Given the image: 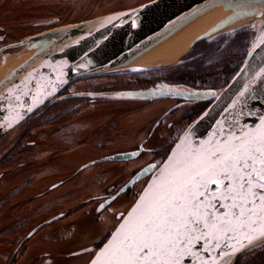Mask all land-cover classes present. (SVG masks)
I'll return each mask as SVG.
<instances>
[{"label":"rangeland","instance_id":"obj_1","mask_svg":"<svg viewBox=\"0 0 264 264\" xmlns=\"http://www.w3.org/2000/svg\"><path fill=\"white\" fill-rule=\"evenodd\" d=\"M149 1L151 0H0V46L53 28L133 8ZM257 27V22L251 21L204 40L209 42L224 37L225 41L219 50L202 61L203 65L229 55L234 59V67L239 66L249 49ZM188 61L190 59L185 60V64ZM197 64L200 65L201 61ZM113 80V78H100L91 82L84 80L80 87L96 85L107 87L115 84ZM180 83L182 82L172 83L171 87H178ZM223 84L220 75L208 78V86L215 87V92L220 91ZM112 89L115 90V87ZM99 92L98 96L102 94L112 96V92ZM105 101H102L101 105L96 104L99 107L91 108L90 114H86L84 124L88 122L87 125L90 123L92 125L87 129H85L86 125L82 127L71 147L62 141L63 137L60 135L54 136L58 142L51 139V135L54 134H52L53 129L60 125L39 126L36 121L25 126L21 125L0 138V264H88L96 250L119 223L121 212L119 210H126L133 202L132 198L126 200L125 197L129 194L124 195L125 187L136 175H130L132 169L147 160L149 155L135 162L94 165L80 170L84 162L108 155L114 150L129 148L128 146L143 139L138 136L137 141L132 143V140L134 142L137 138L134 135L135 128H132L136 127V124H131L132 122L124 116L130 113L127 106L114 110L108 106L103 107ZM137 110L132 108V111ZM66 120L61 121L66 122ZM111 126L114 128L111 129ZM25 128H30L28 136L31 135L29 139L27 136L25 141L32 140L34 136L38 139L40 136L39 145L42 146L36 151L40 154V158L33 157L24 162L19 159L24 156L18 150H11L10 147ZM90 131H94L93 136L100 138L98 143L112 147L105 149L103 146H97L94 137L80 139ZM150 143L160 145L161 139L158 141L152 139ZM6 157L18 159L12 163L2 164ZM41 158L44 159L40 160ZM48 161H52V167H48ZM21 162L23 166H19ZM144 178L142 176L139 180ZM29 179H32L31 182H28ZM125 181L126 183L120 188L121 193L117 194L113 202L106 205L101 203L95 208V205L102 201V199L94 201L98 195L107 194L112 190V186H119ZM142 185L143 183L139 184L137 188ZM35 212L41 215H36ZM57 214L62 216L32 233V228H35L36 224ZM25 217H30L32 220L23 222L22 225L27 226L25 229H18L17 225L21 224ZM29 237L31 239H28ZM49 253L51 256L47 258Z\"/></svg>","mask_w":264,"mask_h":264},{"label":"water","instance_id":"obj_2","mask_svg":"<svg viewBox=\"0 0 264 264\" xmlns=\"http://www.w3.org/2000/svg\"><path fill=\"white\" fill-rule=\"evenodd\" d=\"M257 4L264 5V0H151L133 8L43 31L0 47V54L34 51L0 80L1 138L72 82L120 71L182 25L209 10L221 8L231 12L198 35L192 41L190 50L200 41L240 27L229 29L235 23L244 21L245 25L251 21L257 22L258 27L241 65L220 91H186L171 86H157L153 90L126 95L141 98L170 96L210 100L211 103L186 127L166 158L151 172L133 205L121 217L88 264H93L98 257L103 262L101 254L105 246L112 241L114 234L128 220L137 204L141 203V198L152 191V186L158 182L161 172L170 163V158L189 147H208L209 142H223L261 127L264 121V8L254 7ZM127 156L116 154L104 157L82 168L107 161L126 160ZM145 170H140L128 185L145 176ZM214 211L219 215L225 209L217 204ZM260 245H264V240L240 249L226 258L227 264H233L237 257ZM223 250L230 251L227 248ZM212 255L218 257L219 253L214 251ZM205 258L207 253H201L200 256L185 258L183 264H193L194 261L199 264ZM221 264L225 262L221 261Z\"/></svg>","mask_w":264,"mask_h":264},{"label":"snow or ice","instance_id":"obj_3","mask_svg":"<svg viewBox=\"0 0 264 264\" xmlns=\"http://www.w3.org/2000/svg\"><path fill=\"white\" fill-rule=\"evenodd\" d=\"M217 204L222 214L214 211ZM259 240H264V121L258 130L170 158L152 191L105 246L103 262L98 257L93 264H183L201 253L207 258L199 264H227L226 258Z\"/></svg>","mask_w":264,"mask_h":264},{"label":"flooded vegetation","instance_id":"obj_4","mask_svg":"<svg viewBox=\"0 0 264 264\" xmlns=\"http://www.w3.org/2000/svg\"><path fill=\"white\" fill-rule=\"evenodd\" d=\"M224 41H225L224 37L209 42L200 41L192 47L190 52L180 62H178L177 64L171 67L150 69V70L137 71V72L122 70L101 77L100 76L93 78L90 77L91 79L86 78V79H80L74 81L71 84H69L67 87H65L54 99L46 103L44 106L38 109L34 114L26 118L23 122H21L18 126L13 128L7 134L12 132L19 126L28 125L33 121L39 123L40 124L39 126L60 125L56 127V129H53L52 134L53 133L54 134L51 135V139L56 140L58 142V139L54 138V136L59 137L60 135L61 137H63L62 141H65L66 143H68V146L71 147L75 143L74 141L76 134H77L76 137L78 138L79 133L82 131V127L86 125L85 129H87V127L89 128L92 125V123L87 125L88 122L87 123L85 122V124L83 122L85 121L86 114H90L91 108L95 106L96 108L99 107L98 105H101L100 103L103 104L102 101L104 100L109 101V103L105 101L103 107L108 106L110 109L115 110L117 108H120L121 106H127L126 108L130 110V113L125 114L124 116H126V118L129 119L128 120L129 122H132L131 124L134 125L136 124V127H132V128H135L134 135H136L137 138H135L134 142L132 140V143H135L137 141V139L139 138L138 136L143 137V139L139 142H136V144L134 145L132 144L133 146L132 145L128 146L129 148L122 150H114V152L108 155L84 162L83 164H81V168H80V170L90 168V166H87L85 168L82 167L93 161L99 160L104 157L113 156L116 154H127L128 159L107 161L104 163L94 164V165H101V164L110 165V164H116L122 162L130 163V162H135L138 159H142L143 156L149 155V158L147 160L145 161L142 160L143 161L141 162L142 164L140 163L131 171L130 175L137 174L140 170L144 168L146 169L145 171L147 172L144 176L145 177L144 179L137 180L136 182L130 185H128L130 180L127 183L125 187L126 191H124V195L129 194L126 195L125 198L126 200L132 198L133 202L126 210L124 211L119 210L121 211L119 214V220H120L121 217L125 214V212H127V210L135 202L136 198L141 192V189L148 181L151 172L155 170L161 164V162L166 158L167 154L169 153L175 142L178 140L182 132L211 103L210 100H194V99L177 98L170 96L141 98V97H130L126 95L128 93H133V92L153 90L156 89L157 86L160 87L171 86L172 83H176V82L178 83L182 82L180 83L181 84L180 86L176 87V88H181V90L215 92L216 90L215 87L208 86V78H211V76H216V75L217 76L220 75L222 77L224 84L221 89H223L228 84V82L235 74V72L238 70L241 63L239 66L234 67V59L229 55L220 57L211 63L208 64L205 63V65H203L202 61L213 55L217 50H219L221 46L224 44ZM187 59H190V61H188L185 64L184 61ZM199 61H201L200 65L197 64ZM182 66H184L183 69H180V67ZM100 78H104V79L113 78L114 79L113 82L115 84L109 85L107 87L102 85L100 86L96 85L95 87H85V86L83 88L80 87V85L84 80H89V82H91L92 80H99ZM114 87L115 90L112 89ZM99 91H101L102 93L112 92V96H105L103 94L98 96V94L100 93ZM67 95H68L67 98H63V99L60 98L62 96H67ZM118 102H122L123 104L121 105ZM132 108L138 110L132 111ZM110 109H106V110H110ZM53 110L55 112H53ZM103 117H107V116H103ZM65 119H67L66 122L61 121ZM112 121L109 122L110 124L109 123L108 124L111 125ZM30 128H25L22 131L20 137L16 139L13 142L12 146L10 147L11 150L13 151L18 150V152L24 156L23 158H19L21 159L20 161H24V160L27 161L30 160L29 158H33V157L40 158L39 156L40 154L36 153V151L39 147L42 146L39 145L41 141L40 140L41 137L38 136V139H36V137L34 136L32 140L25 141V138L29 134L28 131H30ZM112 128L114 127L111 126V129ZM93 134L94 131L87 132L86 134L82 135V138L80 139H83L84 137H87L88 139L94 137L95 142L98 143L100 138H96L95 136H93ZM30 136L31 135H29L27 138L29 139ZM152 139H154L155 141L161 139V144L160 145L151 144L150 141ZM96 145L99 147L103 146L105 149L108 147L110 148L112 147L111 145H108L107 147V145L100 142ZM43 146L47 147L46 145ZM17 159L18 158L14 160V158L12 157L11 158L6 157V160L2 161L3 162L2 164L12 163L14 161H17ZM43 159L44 158H41L40 160ZM48 162H49L48 167H52L53 165L52 161H48ZM21 165L23 166L22 162L20 163L19 166ZM31 180L32 179H29L28 182H31ZM126 181L120 184L119 186H112L111 188L112 190L107 194L105 193V195L103 194L98 195L94 199V201L96 202L101 199L102 201L99 202L97 205H95L96 206L95 208H97L101 203L103 205L104 204L106 205L110 202H113L117 194L121 193L120 188L126 183ZM141 183H143V185L137 188L138 185ZM29 205L30 204H28V206ZM41 213L35 212L36 215H41ZM60 216L62 215L57 214L54 216H50L49 218H46L43 221H40L38 224L35 225V228L33 227L34 229L32 228L33 230L32 233L51 224V222L54 221L52 219L58 218ZM30 220H32L30 217L23 218L22 223L17 225L18 229L19 228L25 229L27 226L22 225L23 222L25 221L29 222ZM31 236L32 234L30 235V237ZM30 237L28 239H31ZM50 256L51 254L49 253L47 255V258H50Z\"/></svg>","mask_w":264,"mask_h":264},{"label":"bare ground","instance_id":"obj_5","mask_svg":"<svg viewBox=\"0 0 264 264\" xmlns=\"http://www.w3.org/2000/svg\"><path fill=\"white\" fill-rule=\"evenodd\" d=\"M254 7L264 8L263 4ZM231 11L214 8L202 15L196 16L171 33L164 40L146 50L120 71H144L166 68L177 64L190 51L192 41L217 21L229 15ZM244 21L233 24L229 29L244 25ZM31 51H11L0 54V80L12 69L19 66L32 54Z\"/></svg>","mask_w":264,"mask_h":264},{"label":"trees","instance_id":"obj_6","mask_svg":"<svg viewBox=\"0 0 264 264\" xmlns=\"http://www.w3.org/2000/svg\"><path fill=\"white\" fill-rule=\"evenodd\" d=\"M234 264H264V245H260L240 255L236 258Z\"/></svg>","mask_w":264,"mask_h":264}]
</instances>
